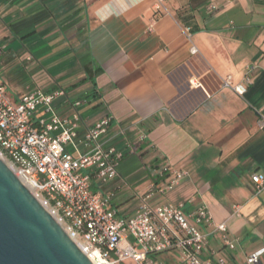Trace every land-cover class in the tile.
<instances>
[{"label":"crops","instance_id":"1","mask_svg":"<svg viewBox=\"0 0 264 264\" xmlns=\"http://www.w3.org/2000/svg\"><path fill=\"white\" fill-rule=\"evenodd\" d=\"M165 4L170 14L154 0H0V78L14 101L64 90L55 111L69 116L80 101L81 133L114 118L108 144L124 159L116 179L97 188L121 215L144 200L206 207L210 221L195 222L209 238L205 264H248L256 252L264 264V189L252 181L264 175V0ZM250 68L243 97L221 87ZM166 166L187 173L172 189Z\"/></svg>","mask_w":264,"mask_h":264},{"label":"built area","instance_id":"2","mask_svg":"<svg viewBox=\"0 0 264 264\" xmlns=\"http://www.w3.org/2000/svg\"><path fill=\"white\" fill-rule=\"evenodd\" d=\"M153 8L170 14L165 0H154ZM184 32L191 39L190 31ZM191 52L195 55L199 50L193 46ZM251 73L252 68L238 84L232 77L222 78L221 87L243 97ZM66 97L64 90H37L14 101L0 78V158L34 186L35 197L93 264H169L158 258L160 254L175 255L179 264H205L202 256L209 238L195 222L210 221L207 208L186 212L184 204L152 207L144 200L132 216L121 215L112 205L111 195L97 188L116 179L124 159L121 149L108 144L114 118L105 117L81 133L80 101L73 103L75 111L69 116L55 111L56 103ZM258 115V128L264 130V113ZM119 134L124 130L115 137ZM82 144L85 150L79 149ZM69 145L77 155L69 151ZM168 172L174 177L168 189L187 176L184 171L164 167L163 174ZM252 181L257 192L264 189V175L255 174ZM217 230L234 249L227 225L221 224ZM261 253L249 256L247 263L259 264ZM217 263L225 261L220 258Z\"/></svg>","mask_w":264,"mask_h":264},{"label":"water","instance_id":"3","mask_svg":"<svg viewBox=\"0 0 264 264\" xmlns=\"http://www.w3.org/2000/svg\"><path fill=\"white\" fill-rule=\"evenodd\" d=\"M0 264H93L1 158Z\"/></svg>","mask_w":264,"mask_h":264},{"label":"bare ground","instance_id":"4","mask_svg":"<svg viewBox=\"0 0 264 264\" xmlns=\"http://www.w3.org/2000/svg\"><path fill=\"white\" fill-rule=\"evenodd\" d=\"M4 162H5V164L8 166V168L21 180V182L26 186V188L34 195V196H36L35 195V191H34V186L31 184V183H29V182H27L25 179H23V178H21L17 173H16V170H15V168H14V166L10 163V162H8L7 160H5V159H2Z\"/></svg>","mask_w":264,"mask_h":264},{"label":"rangeland","instance_id":"5","mask_svg":"<svg viewBox=\"0 0 264 264\" xmlns=\"http://www.w3.org/2000/svg\"><path fill=\"white\" fill-rule=\"evenodd\" d=\"M10 85H13V83L10 82ZM12 87H13V86H12ZM13 89H16V88H13ZM16 91H19V89H16ZM68 149H69L70 152H72V154L77 155L76 151L73 149V147H72L71 145L68 146ZM79 149L82 150V147H80ZM158 258H159L160 260H162V261H165V260H166V259H165V258H166V254H160V255L158 256ZM129 264H133V263L129 262ZM169 264H170V263H169Z\"/></svg>","mask_w":264,"mask_h":264}]
</instances>
